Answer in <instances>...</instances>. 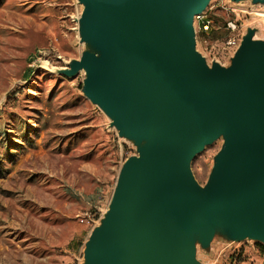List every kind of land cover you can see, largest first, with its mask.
Wrapping results in <instances>:
<instances>
[{
	"label": "water",
	"instance_id": "95a60500",
	"mask_svg": "<svg viewBox=\"0 0 264 264\" xmlns=\"http://www.w3.org/2000/svg\"><path fill=\"white\" fill-rule=\"evenodd\" d=\"M77 1L86 50L59 74L84 70L83 94L138 153L123 164L82 264H203L198 247L210 251L216 238L264 245V40L256 29L230 65H209L194 21L212 0ZM221 139L201 185L192 163Z\"/></svg>",
	"mask_w": 264,
	"mask_h": 264
},
{
	"label": "rangeland",
	"instance_id": "374dc122",
	"mask_svg": "<svg viewBox=\"0 0 264 264\" xmlns=\"http://www.w3.org/2000/svg\"><path fill=\"white\" fill-rule=\"evenodd\" d=\"M245 2L211 1L214 39L226 37L230 19L245 35L255 14L264 13V5ZM83 10L77 0H0V264H82L95 226L81 218L108 210L123 164L138 155L83 94L85 72L59 74L86 50ZM222 144L194 159L201 185ZM198 259L264 264V247L216 238L210 251L198 247Z\"/></svg>",
	"mask_w": 264,
	"mask_h": 264
},
{
	"label": "built area",
	"instance_id": "2783aa9c",
	"mask_svg": "<svg viewBox=\"0 0 264 264\" xmlns=\"http://www.w3.org/2000/svg\"><path fill=\"white\" fill-rule=\"evenodd\" d=\"M194 26L196 30L197 50L211 65L218 62L221 65L229 63L234 57L236 51L241 45L244 37V26L236 19L227 21V35L223 39H214L210 33L213 27V21L204 12L200 16L195 17ZM105 213V212H104ZM102 212L94 211V213H86L81 218V223H87L91 226H97L103 218Z\"/></svg>",
	"mask_w": 264,
	"mask_h": 264
},
{
	"label": "bare ground",
	"instance_id": "6f19581e",
	"mask_svg": "<svg viewBox=\"0 0 264 264\" xmlns=\"http://www.w3.org/2000/svg\"><path fill=\"white\" fill-rule=\"evenodd\" d=\"M246 3V2H245ZM242 4V3H241ZM83 6V5H82ZM259 10V9H258ZM250 28L257 29V32L255 34V39H262L261 31L264 30V13H257L253 17L252 22L249 23ZM47 65V64H46ZM85 72L84 70H82ZM104 216V215H103ZM100 224V222L97 224V226Z\"/></svg>",
	"mask_w": 264,
	"mask_h": 264
},
{
	"label": "crops",
	"instance_id": "0c3cea01",
	"mask_svg": "<svg viewBox=\"0 0 264 264\" xmlns=\"http://www.w3.org/2000/svg\"><path fill=\"white\" fill-rule=\"evenodd\" d=\"M214 251H216V250H215V249H213V252H214ZM215 255H216V253H214V254H213V256H215ZM232 264H236V261H233V263H232Z\"/></svg>",
	"mask_w": 264,
	"mask_h": 264
},
{
	"label": "trees",
	"instance_id": "16d2710c",
	"mask_svg": "<svg viewBox=\"0 0 264 264\" xmlns=\"http://www.w3.org/2000/svg\"><path fill=\"white\" fill-rule=\"evenodd\" d=\"M259 245H260V247H264V245H262V244H260V243H258Z\"/></svg>",
	"mask_w": 264,
	"mask_h": 264
}]
</instances>
